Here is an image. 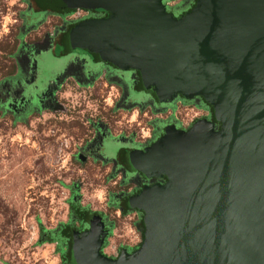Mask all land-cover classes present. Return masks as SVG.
<instances>
[{
	"label": "water",
	"instance_id": "obj_1",
	"mask_svg": "<svg viewBox=\"0 0 264 264\" xmlns=\"http://www.w3.org/2000/svg\"><path fill=\"white\" fill-rule=\"evenodd\" d=\"M54 3L109 13L71 29V49L138 71L160 103L201 97L220 123L170 125L130 153L132 170L166 178L128 199L144 214L140 247L105 256L108 233L93 216L72 234L74 264H264V0H197L180 16L164 0Z\"/></svg>",
	"mask_w": 264,
	"mask_h": 264
},
{
	"label": "rangeland",
	"instance_id": "obj_2",
	"mask_svg": "<svg viewBox=\"0 0 264 264\" xmlns=\"http://www.w3.org/2000/svg\"><path fill=\"white\" fill-rule=\"evenodd\" d=\"M28 1L0 0V100L14 81L25 77L23 51L44 45L46 36L58 28L66 31L74 21L72 15L48 12L31 20L34 6ZM170 1L186 6L187 0ZM108 73L100 70L88 82L63 74L48 104L19 114L0 107V264H68V246L41 241V231L66 226L82 231L71 213L74 201L108 226L105 256L113 257L116 248L141 245L142 215L121 213L114 203L143 187L115 161L102 159L99 132L144 146L170 119L187 127L195 119L187 111L194 103L176 102L157 111L146 102L121 106L124 92L113 78L107 79Z\"/></svg>",
	"mask_w": 264,
	"mask_h": 264
},
{
	"label": "flooded vegetation",
	"instance_id": "obj_3",
	"mask_svg": "<svg viewBox=\"0 0 264 264\" xmlns=\"http://www.w3.org/2000/svg\"><path fill=\"white\" fill-rule=\"evenodd\" d=\"M39 1L44 7L37 3L38 0L28 1L34 6L33 11L29 16L31 20L39 19L44 13L48 12L55 15V17H61L65 14L72 15L74 16V21L67 24L66 31L58 28L55 30V35L46 36L44 38V45L33 46L32 49H26L23 51L22 59L23 65L25 66V77L22 80L14 81L12 85L2 93L3 98L0 100V107L4 111L19 114L25 109L37 108L41 105L48 104L51 100L52 87L55 85L56 79H59L63 74H75L80 76L83 82H88L93 76L98 74L100 70H107L110 72L106 75L107 79L112 81L111 78H113V81L122 88L124 96L121 106H141L146 102L150 105L153 111H157L170 107L172 108L176 102H180L182 105L194 103V108H189L187 111L192 112L195 119H192L187 127H183L184 123H182V121L177 122L174 119H170L168 122L159 125L157 137H154V141L144 146L135 143L128 145L129 141L125 142V140L121 139H108L104 131L99 132L101 143H98V150H100L99 155H101L102 159L115 161L117 168L124 169L125 172L123 173L127 172L129 175L133 174L134 179L137 183H140L139 185H141V187L165 182L166 178L163 177L160 179L147 180L140 172L132 170L129 164L130 153L143 150L156 142L163 135L164 129L170 125L174 126L177 130L187 132L196 122L207 121L214 123L217 130H219L220 123L215 122L212 106L207 104L201 97L186 99L178 95L170 103H160L151 90L145 91L142 88L140 83V73L138 71L119 69L108 62H102L95 53H91L85 49L70 48L67 39L71 29L85 21L106 19L109 17L108 12L100 8L93 10H61L55 6L54 0ZM168 1L169 0H164V3L167 6V11L172 12L175 16H180L181 14L190 11L193 7L192 1L187 0L185 2L186 6L180 4L173 9L168 7ZM76 12L79 14L76 15ZM186 115H189V113ZM122 143L126 144L123 145ZM89 152L91 153L92 151L89 150L88 153ZM140 191L141 189L131 195L121 196L119 201L114 203L116 208H118L121 213H124V210L126 209L124 203L127 202L128 204V199L131 196L138 194ZM130 211H136L142 215L139 226L142 229L144 237L143 212L129 207V210L125 213H129ZM92 217L93 215H91L84 223H81L78 220L82 224L83 230L74 232H83L87 230L89 227V221ZM102 221L105 226L104 230L109 233V228L103 218ZM74 232H72V234ZM104 245L103 248L105 247ZM139 247L116 248L114 249L115 253H113V257L110 258H117L122 250H125L127 253H132ZM71 263V260L68 259V264Z\"/></svg>",
	"mask_w": 264,
	"mask_h": 264
},
{
	"label": "trees",
	"instance_id": "obj_4",
	"mask_svg": "<svg viewBox=\"0 0 264 264\" xmlns=\"http://www.w3.org/2000/svg\"><path fill=\"white\" fill-rule=\"evenodd\" d=\"M195 3L194 5L196 4ZM38 4L42 5L40 3V1L38 0L37 2ZM193 5V6H194ZM44 7V5H42ZM124 207L126 208L124 211L126 212L127 210H129V206L127 204V202L124 203ZM71 213L73 215V217L77 220H79L81 223H84L85 221H87L89 219V217L91 216L90 213L86 210L81 208L77 202H73V204L71 205ZM75 229L71 226H66V227H60L55 231H51V232H44L41 231V233H44L45 236H41V241H55L59 244V247L62 245H67L68 246V251L70 252V260L71 262L74 264L73 261V255H72V248H71V244H72V232ZM71 263V264H72Z\"/></svg>",
	"mask_w": 264,
	"mask_h": 264
},
{
	"label": "crops",
	"instance_id": "obj_5",
	"mask_svg": "<svg viewBox=\"0 0 264 264\" xmlns=\"http://www.w3.org/2000/svg\"><path fill=\"white\" fill-rule=\"evenodd\" d=\"M177 3H178V2H176V1H173V2H172V1L169 0L167 4H168V7H171V8H173V9H175V7L177 6ZM112 256H113V255H112Z\"/></svg>",
	"mask_w": 264,
	"mask_h": 264
}]
</instances>
